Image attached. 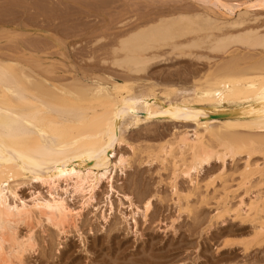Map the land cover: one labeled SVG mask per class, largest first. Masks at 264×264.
<instances>
[{
	"label": "bare ground",
	"instance_id": "6f19581e",
	"mask_svg": "<svg viewBox=\"0 0 264 264\" xmlns=\"http://www.w3.org/2000/svg\"><path fill=\"white\" fill-rule=\"evenodd\" d=\"M255 5L264 7V0H257L252 6ZM227 9H231L229 5ZM246 9L238 10L234 18L226 11H221V16L215 12L214 16L207 11L192 10L161 14L155 22L149 19L148 25L144 22L141 28H131V32L127 30L128 33L119 36L110 55L99 58L100 62L119 69L113 75L79 76L75 70L74 76L73 72L72 75L67 72L71 75L68 76L66 72H58L52 61L51 65L45 61L47 67L40 68L45 63L38 64L36 59L27 63L28 54L27 64L11 55L0 56V264H25L26 255L35 252L39 245L37 226L48 224L58 235L73 228L80 231L78 221L85 208L95 207L104 182L113 191L115 172L123 171L134 153L138 155L140 148L131 142L128 143L133 151L131 157L118 148L128 142L126 132L141 124L166 120L193 122L192 131L179 129L171 139L147 151L151 160L163 164V169L172 168V178L183 176L193 184L198 182L201 169L216 161L224 165L227 157L234 159L246 154L249 159L254 154L264 155V23L250 24L253 17H248ZM164 47L169 50H161ZM201 48L222 55L227 61L218 63L215 70L185 87L174 83L167 86L160 81L165 87L159 89L154 79L147 83L140 81L165 51L176 54L175 57L194 55L198 60L208 55H201L198 52ZM241 49L259 52L246 56ZM220 114L227 118L218 119ZM249 160L241 173L243 178L254 175L263 178L264 166L261 168ZM173 184L178 185L175 180ZM26 185L36 187L30 198L20 192ZM41 186L47 187L46 193ZM178 191L173 193L181 195ZM183 194L188 199V194ZM124 195L130 200V207L136 205L129 194ZM75 196L80 197L79 208L70 202ZM109 196L110 193L107 206L113 211L116 206ZM256 196L246 209L233 207L237 211L222 200L224 204L217 216L224 217L234 210L238 212L234 215L244 221L250 219L258 224L257 233H264V198ZM146 199L142 209L145 216L152 206L151 198ZM244 203L240 201L242 206ZM136 206L138 210L140 206ZM186 207L183 210H193L190 205ZM102 216L108 219L103 212ZM22 226L27 227L25 233Z\"/></svg>",
	"mask_w": 264,
	"mask_h": 264
},
{
	"label": "rangeland",
	"instance_id": "374dc122",
	"mask_svg": "<svg viewBox=\"0 0 264 264\" xmlns=\"http://www.w3.org/2000/svg\"><path fill=\"white\" fill-rule=\"evenodd\" d=\"M221 2L225 4V7ZM256 3L257 0H0V56L11 55L24 63L27 59L30 60L27 63L36 59L38 64L45 63L40 68L47 67L46 62L52 61L55 66L53 67L58 72L63 74L66 72L68 76H71L72 72L74 76L76 71V75L79 76L85 73H88V76L107 73L113 75L117 74L119 69L102 61L101 63L100 59L110 55L114 44L120 40L119 36H123L125 32L128 33L127 30L131 32V28H141L147 20L153 19L152 21L155 22L159 15L164 16L166 13L170 15L173 11V14L178 11L185 13L207 11L214 16L216 13L217 16L219 14L221 16V11L222 13L226 11L234 18L238 10L245 11L246 8L250 15L248 17L254 18L249 23L262 25L264 7L252 6ZM228 5L231 9H227ZM213 10L215 14L212 13ZM152 21L149 22L152 23ZM165 48L168 49L164 47L161 50ZM197 50H194L195 53ZM244 51L245 49H241L242 54L246 56L259 52ZM198 52L204 56L208 53V58L203 57L197 60L193 57L194 55L175 57L176 54H167L168 52L165 51L163 52L165 57H161L158 63L152 65L148 75L143 74L140 81L147 83V80L153 82L154 79L159 89L164 84L169 86L173 83L175 86L185 87V85H192L193 81L202 79L200 76L208 74L207 72L213 68L215 70L218 63L227 61L226 57L223 58L217 53L210 54V51L204 48ZM26 56L27 59H25ZM42 59L44 62H41ZM37 63L34 62L35 66ZM219 118L226 119L227 116L220 114ZM150 122L126 132L128 142L123 143L118 151L126 152L131 157L133 151L130 144L133 143L132 146L136 145L135 148L137 146V149L140 148L136 152L138 155L134 153L129 161L130 164L123 171L118 169L115 172L113 183L116 188L114 187L113 191H110V184L107 181L104 182L102 186L104 189L101 187L98 190V202H95L97 204L95 207L85 208L78 221L80 231L73 228L65 235H58L57 231L48 224L42 228L37 226L35 232L38 235L39 245L35 252L26 255L25 264H264V236H262L264 233H257L258 229L255 227L258 224L254 221H248L250 219L244 221L242 217L234 215L238 212H233L235 210L233 207L237 206L238 210L246 209L248 202L252 201L256 195V197L262 195L261 197L264 198V182L262 181L264 177L254 175L244 179L241 174L249 159L251 163L257 162L262 168L264 155L254 154L249 159L246 154L237 155L234 159L227 157L224 165L223 162L216 161L214 165L201 169L198 179L196 178L198 182L195 179L197 184L194 183V185L190 179L187 180L183 176L172 178V168L164 167L163 169V164L158 160H151L147 153L148 150L171 139L173 133L179 129L192 131L193 122L186 120ZM129 142L131 143L128 144ZM239 179L243 180L242 183L245 180V184H242ZM174 180L175 184L178 183L177 186L173 184ZM32 186H23L21 194L30 198L32 192L36 190V187ZM174 188L182 194L186 192L188 199L185 198L187 196L185 194L173 193L177 191ZM40 189L44 193L47 192L46 186H41ZM193 189L192 194L189 191ZM108 193L116 206L113 211L107 206ZM125 193L129 194L133 202L140 207L136 205L130 207V200L125 198ZM179 196L182 197L179 199ZM225 196H228V199ZM146 197L151 198L152 202L147 216L142 210L148 200ZM241 198L245 202L244 207L240 204ZM219 199L221 204L227 202L232 206L228 205L234 209L233 213L218 217V211L223 207V204L218 202ZM70 202L78 208L81 205L79 196H75ZM186 205H190L193 210L190 207L191 211L183 210ZM239 205L242 207L240 208ZM135 206L140 211L135 209ZM136 211L139 213L136 214ZM102 212L107 215V220L103 218ZM21 228L25 233L27 227ZM259 235H261L260 238Z\"/></svg>",
	"mask_w": 264,
	"mask_h": 264
}]
</instances>
